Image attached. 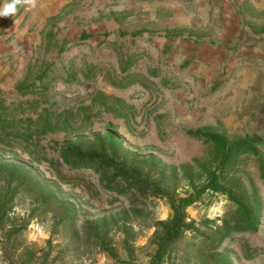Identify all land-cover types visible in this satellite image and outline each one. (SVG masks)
<instances>
[{
  "label": "rangeland",
  "instance_id": "obj_1",
  "mask_svg": "<svg viewBox=\"0 0 264 264\" xmlns=\"http://www.w3.org/2000/svg\"><path fill=\"white\" fill-rule=\"evenodd\" d=\"M242 7L246 15L264 17L258 6ZM15 18L0 17V43L14 47L1 56L2 68L9 64V69L0 74V163L22 168L12 178L6 168L0 170L1 196H10L8 181L16 189L6 220L15 231L0 233V264H215L216 255L233 264H264V134L232 132L223 112L214 109L216 102L209 101L212 93H206L210 110L201 118L198 110L189 112L200 105L202 91L192 99L175 95L171 108L167 90L173 88L150 76L151 70L135 85H114L121 73L111 61L107 69L102 62L90 68L85 47L69 54L65 40L61 46L58 33L65 25L56 24L65 17L48 20L40 31L29 24L28 35L39 31L43 38L25 55L18 39L24 23ZM78 25L89 29V21ZM10 26L14 30L8 33ZM218 77L216 84L222 81ZM202 127L223 128L230 140L256 136L261 141L255 152L225 157L212 142L188 133ZM108 129L121 142L125 164L141 172L134 187L111 170L104 180L95 165L74 168L63 157L66 143L88 152L95 148L94 136ZM125 150L136 153V161L152 155V162H133ZM211 171L220 174L228 192L206 190L188 205L190 227L154 259V223L172 215L171 198L191 191V181L203 184ZM45 187L55 195L47 198ZM242 206L253 212L255 228H230L222 237L223 232L215 233L240 219Z\"/></svg>",
  "mask_w": 264,
  "mask_h": 264
},
{
  "label": "crops",
  "instance_id": "obj_2",
  "mask_svg": "<svg viewBox=\"0 0 264 264\" xmlns=\"http://www.w3.org/2000/svg\"><path fill=\"white\" fill-rule=\"evenodd\" d=\"M239 5L264 11V0H36L35 7L19 6L22 10L13 17L24 23L18 39L25 55L41 44L39 31L48 20L65 17L56 24L65 25L58 33L61 46L65 40L69 54L85 47L90 68L102 62L101 68L107 69L111 61L121 73L114 85H135L151 70L150 76L173 88L167 90L173 95L171 108L175 95L192 99L202 91L205 96H197L200 105L189 112L198 110L201 118L210 110L206 93H212L209 101L216 102L214 109L223 112L232 132L264 134V17L246 15ZM78 21H89V29L79 28ZM32 22L39 31L28 35ZM1 43L0 57L13 52V46ZM117 52L121 56L116 57ZM2 57L0 74L9 69V64L2 68ZM217 76L218 81L222 78L218 84ZM202 123L207 127L205 120Z\"/></svg>",
  "mask_w": 264,
  "mask_h": 264
},
{
  "label": "trees",
  "instance_id": "obj_3",
  "mask_svg": "<svg viewBox=\"0 0 264 264\" xmlns=\"http://www.w3.org/2000/svg\"><path fill=\"white\" fill-rule=\"evenodd\" d=\"M188 133L198 135L203 137L205 141L212 142L215 144L216 149L225 157H235L241 153L255 152L254 145L261 141V139L256 136L230 140L224 134L211 132L205 127L189 129ZM93 140L95 148L88 152H82L76 142H68L61 147L63 157L71 167L78 168L86 165H95L97 170L102 171L101 176L104 180H106L105 178L107 177L106 171L110 172L111 170L115 175L121 176L122 183H126L132 187L139 184L140 180H142L141 172L139 173L137 167H131L125 164V159L121 157L120 154L122 151L121 142L113 129L106 130L104 134H96ZM127 153L132 156L133 162L139 163L144 162L145 160L152 162V155L143 156L139 161H136L134 160V158H137L136 153L125 150L124 154L126 155ZM2 167L9 171L8 176H10V178H12L15 173L20 172L22 168L15 164L0 163V170ZM27 171L28 170L26 169L25 172ZM145 174H148V171H146ZM106 184H109V181H107ZM189 185L191 191H188L185 195L179 196L175 199L171 198L172 215L166 220H158L154 223L156 228L155 243L157 245L154 259L160 258L161 252H163L166 245H170L173 241L179 239L183 235L184 230L190 227V223L185 222L184 214V209L188 205L196 201L206 190H211L213 192H228V189L222 182L220 174L216 171H211L207 175L203 184L198 186L191 181L189 182ZM7 187V190L10 193L9 198L5 200L0 194V233H12L15 231L11 225L9 228L6 227V220L8 218V202L12 199L16 189L10 187L9 181L7 182ZM45 189L47 198L51 195H55L50 187H45ZM69 204L71 205V209L74 210V206L71 203ZM242 209L243 216L240 219H236V222L231 226L226 223L223 224L222 227H218V231H215V233L220 234L223 232L221 235L222 237L230 228H255L256 220L253 212L247 208V206H242ZM71 237V242L75 243L74 237L76 236L73 234ZM213 259L215 264H233L230 259L220 255L214 256Z\"/></svg>",
  "mask_w": 264,
  "mask_h": 264
},
{
  "label": "clouds",
  "instance_id": "obj_4",
  "mask_svg": "<svg viewBox=\"0 0 264 264\" xmlns=\"http://www.w3.org/2000/svg\"><path fill=\"white\" fill-rule=\"evenodd\" d=\"M36 0H4L0 5V17H10L17 13L19 6L35 7Z\"/></svg>",
  "mask_w": 264,
  "mask_h": 264
}]
</instances>
